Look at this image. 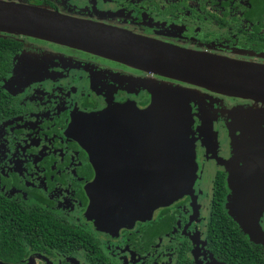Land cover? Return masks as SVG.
Listing matches in <instances>:
<instances>
[{
    "label": "flooded vegetation",
    "instance_id": "obj_1",
    "mask_svg": "<svg viewBox=\"0 0 264 264\" xmlns=\"http://www.w3.org/2000/svg\"><path fill=\"white\" fill-rule=\"evenodd\" d=\"M17 1L177 48L264 65V0ZM162 89L191 96L193 187L146 220L99 230L86 217L95 170L74 138L75 123L111 109L139 113ZM112 116L105 153L116 173L109 175L157 173V152L148 140L143 146L142 135L135 142L131 132L142 123ZM249 123L264 130V105L0 32V263L264 264V246L228 215L235 195L242 209L252 200L249 189L237 188L247 173L264 174V155H246ZM257 223L264 233V209Z\"/></svg>",
    "mask_w": 264,
    "mask_h": 264
},
{
    "label": "water",
    "instance_id": "obj_2",
    "mask_svg": "<svg viewBox=\"0 0 264 264\" xmlns=\"http://www.w3.org/2000/svg\"><path fill=\"white\" fill-rule=\"evenodd\" d=\"M0 32L87 51L213 93L264 105V65L177 48L17 0H0ZM190 101L186 92L162 89L139 113L128 108L111 109L86 115L75 123L74 138L88 152L95 170V179L88 186L91 204L86 217L99 230H118L146 220L153 210L170 205L192 189L196 140L191 131ZM114 114L121 119L131 117L133 125L136 118L142 123V129L136 131L135 127L131 132L135 142L142 135L143 146L148 140L157 152V173L134 179L109 175L116 173V166L106 157L105 127ZM249 125L251 139L244 146L246 155L263 156L264 130L259 123ZM263 175L247 173L244 184L237 188L249 189L247 195L252 200L242 209L235 195L228 205V215L251 241L264 246V233L257 223L264 209ZM232 182L234 185L233 178Z\"/></svg>",
    "mask_w": 264,
    "mask_h": 264
},
{
    "label": "rangeland",
    "instance_id": "obj_3",
    "mask_svg": "<svg viewBox=\"0 0 264 264\" xmlns=\"http://www.w3.org/2000/svg\"><path fill=\"white\" fill-rule=\"evenodd\" d=\"M207 117L208 116L206 115V113H203V116H202V124H204L206 122Z\"/></svg>",
    "mask_w": 264,
    "mask_h": 264
},
{
    "label": "trees",
    "instance_id": "obj_4",
    "mask_svg": "<svg viewBox=\"0 0 264 264\" xmlns=\"http://www.w3.org/2000/svg\"><path fill=\"white\" fill-rule=\"evenodd\" d=\"M255 264H258V262L256 261V263Z\"/></svg>",
    "mask_w": 264,
    "mask_h": 264
}]
</instances>
